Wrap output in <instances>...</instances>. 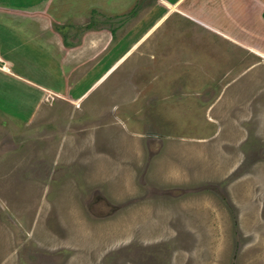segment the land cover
Instances as JSON below:
<instances>
[{
	"label": "rangeland",
	"instance_id": "rangeland-1",
	"mask_svg": "<svg viewBox=\"0 0 264 264\" xmlns=\"http://www.w3.org/2000/svg\"><path fill=\"white\" fill-rule=\"evenodd\" d=\"M56 1L71 15L80 0ZM96 1L110 12L132 4ZM157 1L131 7L156 4L139 25L148 37L139 26L123 42L115 33L86 75L74 73L80 96L99 80L92 67L100 77L142 40L80 100L25 85L27 96L0 78V264H264V0L170 11ZM12 19L31 20L0 17V50L16 58L10 47H22L38 64L25 72L54 86L55 36L38 30L36 49L7 29ZM62 32L76 45L82 27Z\"/></svg>",
	"mask_w": 264,
	"mask_h": 264
},
{
	"label": "crops",
	"instance_id": "crops-1",
	"mask_svg": "<svg viewBox=\"0 0 264 264\" xmlns=\"http://www.w3.org/2000/svg\"><path fill=\"white\" fill-rule=\"evenodd\" d=\"M29 1L30 3L27 5ZM43 1L44 0H0V17H3L4 19L5 15L14 14V15H21V16H24V17H27L33 20L32 22H30L31 21L30 20L29 21L30 23L28 22L27 25L23 24L22 26H20L22 24L20 20L12 19V24L8 25L7 29L13 30L14 28V30H21V32L17 33L15 31V33L21 34V35L24 34L27 38H36L37 39L36 49H38V44L41 45V43L38 41V30L42 31L43 33H48L49 36L50 35L55 36L54 41L57 42L58 44L57 46L60 48L61 51L56 52V54H58L57 55L58 58L57 57L56 58L59 59L60 61L56 60L57 62L54 61L53 64L58 68V71L60 73V75L58 76L55 75V76L59 80L60 78L62 80L61 81L58 80L54 86L52 85V83H54L55 81L53 78L49 79L51 83H48V80H47V83H44V82L38 83L35 80L33 81L32 80L33 78H31L32 76H29L25 72V70L31 72L32 70L30 71V69H32V66H34L37 69L38 68L37 59L35 58V62H33L29 60L27 57H24L23 56L24 54L22 53L23 55H21V52L19 51L21 50L22 47L20 48L16 45L15 47H10V50L15 51L19 54V56H17L16 58L12 54L9 56L5 55L3 51L0 50V59L4 62V63L1 62L0 65H3L9 69V71H5V69L1 68L0 78H6V79H8L9 77L13 78L14 80L17 81L18 88L19 89L23 88V92H26L25 85H27V86H30L31 88L39 89V91H41L42 94H43V91H49L55 95L64 96V98L69 97V98L77 99V100H80L84 98L85 96H87V93H89L91 89L95 87L97 84H99L100 81H103L104 78H106L109 75V73H111V71L118 66V63L122 62L123 60H126L130 52L133 50V47H136L143 40L142 39L143 37L149 36L150 29H152L151 26H149L147 28L148 30L146 29L145 31L139 25L142 21H146V19L149 17L148 14L152 12V10H155L154 7L156 6V4L152 5V8H149V6H147L146 9H149V11L142 12V10H139V11L135 10L136 8L134 9V7L131 9L133 2L135 1L134 3L136 5V1H138V0H132L131 7L127 8V6H125L126 7L125 11L110 12L112 11L111 9H108V11H105L104 9L107 3L104 7H99V2H97L96 0H80L79 2H69L71 3L70 5L74 6V10L71 15H67V10H66L65 5L59 4L56 0H45L46 2L43 6ZM152 1L154 2V0ZM189 1L190 0H175V1L160 0V1H157L156 3L160 4L163 8H165L168 11H170L171 8L173 9L181 4L183 6H191L192 8L193 7L195 8L196 6L194 4L198 0H194L193 1L194 3L192 2L189 3ZM212 1H213L212 7L214 8L219 7V5H221L224 2V0H212ZM257 1L259 3H262L260 2V0H254V2H257ZM3 4H6V5L1 6ZM204 4H207V3H203L202 5ZM90 8H94L95 18L99 19L97 20V23H100V24L95 25V23L92 22V18L88 15L89 13L88 10ZM184 12H186L188 16L189 15L192 16L194 20H197L198 16L199 17L202 15L207 16L206 14H201L198 10L197 12H195L196 14L195 13L193 14L186 10H184ZM103 13H108L111 16L109 19L113 21V19L115 18L117 22H120V25H117V27L112 26L111 28L105 27V25H103L100 22L101 18H104L102 16ZM163 15H164V18L167 16L166 13L162 14V16ZM123 17H125L126 19ZM154 20L155 19L153 18V21ZM69 21H71L72 24ZM159 22H161V20H159ZM61 23L63 25H60ZM58 26H61L62 28L59 29ZM137 26H139L138 32L145 31L143 32L140 38L142 40L140 41L139 39L138 41L140 42L138 41L135 42L136 44L134 43L132 48H128L127 51L123 52L122 54L119 53L118 56L110 59L109 63L111 64H108L106 66L108 68H106L107 71L105 73H103V71L105 70L104 55L101 57V59L96 58L93 62L95 63L98 62L99 64L100 62L103 61L101 65V71H102L101 73L103 74L102 75L100 74L101 75L100 77L97 74V71L100 70L99 69L100 65H96L92 67V68H95V69L97 68V69L94 73L95 76L90 77V79L94 80L95 77H97V79L99 80H96L94 84H90V87L88 89L86 90L84 89L83 91L79 90L81 94L80 96L79 95L76 96L74 92L75 91L74 87H76L78 83H80L81 81L80 77H83L84 75H86L85 72H87L89 68H91V66L88 65L89 60H91V56L100 55L101 53L100 50L103 48L102 46L106 43L105 41H108L107 39H109V36L113 37L114 36L113 34L116 33V36L118 37L120 34L122 38L121 41L123 42V40H125L128 37V35L135 33V29ZM30 27L32 29H29ZM81 27H82V32L80 34V40H78L79 41L78 44L72 45L68 42L66 43L64 42L65 40H64L62 31L65 30L70 33H75L81 30ZM256 29L261 31L260 27ZM119 30H122V33H120ZM126 46H128V44ZM42 51L43 50H38V52H42ZM110 52L111 51L106 52V57L109 54L110 56H112ZM13 70H15V72ZM77 70L84 71V73L82 74L80 73L81 74V76L79 75L80 77L79 76L75 77L74 73L78 72ZM21 71H24V72H21ZM32 73L35 74V72L33 71ZM20 82H23L22 84L24 85V87H20L21 86ZM60 86L64 87V91L63 90L61 91L60 89L57 88ZM29 91L30 89L27 90L26 92L27 96H28L27 93ZM59 92L62 94L61 95L58 94ZM74 97H77V98H74ZM24 99L27 100V97Z\"/></svg>",
	"mask_w": 264,
	"mask_h": 264
},
{
	"label": "built area",
	"instance_id": "built-area-1",
	"mask_svg": "<svg viewBox=\"0 0 264 264\" xmlns=\"http://www.w3.org/2000/svg\"><path fill=\"white\" fill-rule=\"evenodd\" d=\"M1 62H3V61L0 59V64H1ZM3 63H4V62H3ZM1 68L5 69V66L0 65V69H1Z\"/></svg>",
	"mask_w": 264,
	"mask_h": 264
},
{
	"label": "trees",
	"instance_id": "trees-1",
	"mask_svg": "<svg viewBox=\"0 0 264 264\" xmlns=\"http://www.w3.org/2000/svg\"><path fill=\"white\" fill-rule=\"evenodd\" d=\"M262 15H263V18H264V11H263V14Z\"/></svg>",
	"mask_w": 264,
	"mask_h": 264
}]
</instances>
